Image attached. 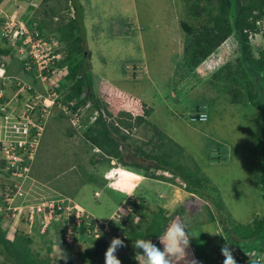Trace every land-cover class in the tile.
I'll list each match as a JSON object with an SVG mask.
<instances>
[{
	"label": "rangeland",
	"instance_id": "rangeland-1",
	"mask_svg": "<svg viewBox=\"0 0 264 264\" xmlns=\"http://www.w3.org/2000/svg\"><path fill=\"white\" fill-rule=\"evenodd\" d=\"M76 1L83 12L80 33L83 30L84 50L90 56L87 64L96 82L94 85L98 82L101 85L98 90L94 85L91 87L89 103H96L102 111L99 114L104 116L117 138L124 157L119 163L147 165L150 171L145 178L149 180L163 181L152 178L163 176L172 188L165 191L159 184L147 181L138 191L139 197L147 201L148 210L157 212L163 208L168 216L182 219L193 235L191 242L195 252L203 249L202 257L207 258L208 264L223 262L221 247L225 241L222 242L220 236L226 238L224 227L237 237L233 224L253 227L254 221L264 216V110L261 104L256 105L257 102L248 99L250 80L244 79L242 73L238 74L241 66L236 65L237 59H232L230 64L225 60V55L231 49H237L238 44H226L212 61L208 60L201 70L191 75L184 68V48L188 44L184 26L201 28L198 21L195 22L201 18L205 19L203 24L210 23V16H204L203 12V5L208 4V0ZM241 1L246 6L250 0ZM212 3L217 5V1ZM5 4L15 7L13 2L6 1ZM22 4L26 10L27 5ZM54 6L56 19H53V26L71 19L73 0H49L40 9L42 16L45 10ZM257 43H254L255 58L264 52V44ZM0 48H5L1 41ZM11 54V73L25 79L23 64L17 58L20 54L16 51ZM83 61L86 63L85 55ZM215 66L217 68L213 69ZM232 70L237 77L223 80L233 75ZM218 81L226 83L217 84ZM36 85L39 84L36 82ZM222 92H226V97L217 101ZM253 93L257 94L255 89ZM203 103L210 107L206 109L210 116L207 122L198 123L192 116L196 105ZM88 113L96 114L95 108ZM57 118L58 115L52 116L47 122L35 161L36 169H32L30 177L33 178L28 181L27 189H33L31 195L40 199L39 202L44 198L66 197L80 204L88 214L108 217L113 205L102 189L92 184L77 188L82 175L78 164H82L85 173L101 179L106 172L104 167L111 163L97 156L98 170L94 171L91 158L100 150L92 149L84 134H72L69 119ZM153 150L166 153L210 182L200 183L198 178L177 175L176 172L181 171L169 169L167 164L154 157ZM157 165L161 166L160 170H156ZM81 184L82 181L79 186ZM195 190H199L198 195ZM96 192L99 196L94 195ZM105 193L109 192L105 190ZM109 194L123 198L120 193ZM30 202L34 201L28 199L27 204ZM60 226L58 230L65 227L64 224ZM21 227L24 230L26 224ZM9 232V238L13 239L15 229L10 228ZM4 233L7 237L6 227ZM54 233L60 237L58 231ZM114 236H103L99 240L111 242ZM125 237V233L121 235L122 239ZM51 241L36 243L35 247L40 250V246H49ZM55 242L59 245V240ZM258 243L262 244L261 241ZM94 244L75 249L64 246L62 250L60 246L54 250L43 248L44 254L50 250L48 253L56 261L66 264L71 256L78 264L79 252ZM124 249H118L115 255ZM143 258L138 255L140 264Z\"/></svg>",
	"mask_w": 264,
	"mask_h": 264
},
{
	"label": "trees",
	"instance_id": "trees-1",
	"mask_svg": "<svg viewBox=\"0 0 264 264\" xmlns=\"http://www.w3.org/2000/svg\"><path fill=\"white\" fill-rule=\"evenodd\" d=\"M208 1V4L203 5V12L205 13L204 16L206 14L210 16V23L207 22V24H203L205 19L201 18L195 20V22L198 21L197 23L201 26V28L189 27L187 25L184 26V31L187 36L186 39L188 41V44L184 48V54L186 56V65L184 66V68H186V71L189 72H198L199 70H201V66L204 64V62L212 59V57H214L217 52L221 51L226 44H238V48L234 49V52L232 53L234 55V58L237 59L236 65L238 64L237 66H241V68H238V74L242 73L244 79L247 78L248 80H250V86L247 88L248 99L253 103L257 102L256 105L261 104L264 110V52H261L259 58H255L253 55L255 47L254 43H251L249 41V31L256 29L254 20L264 16V0H250L246 6H243L241 0ZM213 1H217V5L213 6ZM48 2L49 0L44 1V3L46 4ZM73 3L75 5L74 7L76 8V16L74 18H71L67 22H62L56 27L51 26V24L48 25L51 19L53 20L54 17H56L55 6L52 9L50 8L49 10L44 11L43 19L41 14L42 11L38 13L40 22H36V20L32 22L34 24L38 23V28L41 31L49 28L54 29L55 32L61 33L63 35V38L65 39V42L68 43L69 48L67 49V51L69 53V59L60 64L67 66L68 75L66 76L65 84L57 89L58 91L62 90L64 92L65 98L67 100L78 101V106L75 107L76 109L80 108L81 106H87L88 104L92 109L95 108L96 114H94V116L98 117H96L95 123L86 129V132H84L83 136L84 138H86V141L91 144V147H93L92 149L98 148L100 150L91 158V164H93L96 168H94L93 170L97 171V156H100L104 161H107V163H111L113 159L121 163L124 160V157L119 150L120 144L117 138L113 136V133L109 128L106 119L103 115L99 114V111L101 110L99 109V107H97L96 103H89L90 94L92 92L91 87H93L94 83L96 82L93 79L91 70H89L90 65L87 64V60L90 56L89 52H85L84 50V39L83 35L81 34L83 33V30L80 33V21L81 23H83L82 7H80L76 0H73ZM32 22L30 23L33 24ZM9 52V50H5L3 53L5 55H8ZM84 55L86 58V63L85 61L81 62V59ZM230 58H232L231 53L225 55V59L227 61H229ZM27 60L28 59L26 57H23L18 61L23 64V72L29 75L30 73L25 70ZM7 65L10 76L14 78L17 77V75H11L10 64ZM233 66L234 64L230 65V67ZM214 68L216 69L217 67L215 66L213 67V69ZM232 74L233 75L231 77H229V75L222 79L232 80L237 77L235 76L236 73L234 70H232ZM31 77H34V75ZM10 80V84L12 85V87L16 88V80L11 77ZM36 82L37 79L33 80V83L36 84ZM98 85H100V82L94 85V89H100L101 85ZM250 87L251 89H249ZM252 88L255 89V92L257 94L253 93ZM222 97H226V92H222V95L220 97H217V101H221ZM206 103H203L202 105H196L195 107L192 119L198 123L200 120V114L208 113L206 109H209L210 107L206 105ZM57 115V120L60 118H65L63 113L57 112ZM92 116H90L89 118H91ZM88 119L83 118L81 122L84 121V123L86 124L88 122ZM74 133L75 132L72 130V134ZM152 154H154V157L159 159L161 163L167 164L169 169H173L174 171H181V173L176 172V174L181 175L183 178H198V182L201 183V181H204L206 184L210 182L209 180L203 178L201 175L199 176L196 172L189 170L188 166L181 164L176 159L169 158L166 153L153 150ZM34 166L35 162L32 163L31 168L33 170L36 169L34 168ZM78 166L81 169L82 175L79 179V182L77 183V188H82L87 184H92L101 189L107 190L109 193H115L106 186L107 181H105L103 175L101 176V179H97L92 174L87 172L85 173L82 164H78ZM122 166L127 169L134 170V172L143 176H145L146 173L150 171V168L147 167V165L134 162L131 164L123 163ZM160 168L161 166L157 165L156 170H160ZM152 178L156 180H165L163 176H153ZM81 181L82 186H79ZM213 189L217 193V189L214 187ZM194 192L198 195L199 190H195ZM64 193L66 192L64 191ZM122 196L125 199L127 198L126 195ZM207 196L210 197V194ZM65 198L66 197L54 199L49 198L48 200L55 201L58 204H61ZM123 198H114L115 202L119 203V205H122L124 203L125 207H127L126 210H128L129 214L123 215V217L127 219L129 218L131 220L139 217L141 221L135 226H132L129 223H125V226H123V233L126 234V237L124 239H120L124 241V244L126 246L118 248L121 250L125 248V251L117 254L116 256L118 259H120L121 264H138L137 254L143 253V250L135 249L133 247L134 241L138 239H151L154 243L158 239V236L163 235L173 217L168 216L163 208H159L157 212H150L147 207L148 203L144 199L134 197L128 200H121ZM221 205H223V203ZM86 216H88V214H86ZM26 217L27 213L23 212L19 221L16 222L17 228L15 231L16 237L14 241L8 240L6 237V233H4V231L2 232V229L0 228V264H63L62 261H56L53 256H51L52 254L48 253L50 250H52L51 248H53V246H60V250H62V247L64 245L66 246L65 239L61 237L60 230H58V228L56 229V227L48 230V234L51 237L53 246L51 245V247L48 248L50 250H47V253L45 252L44 254L45 249L43 248V246L39 247L40 250L35 247L37 245L36 243H40V228L35 226L34 228L30 229ZM72 219L73 218H71L70 220ZM66 223L67 221L65 220L64 214H62L60 225H66ZM12 224L14 223L12 222ZM23 224H26V228L24 230L21 227ZM71 224L73 225L74 232H76L77 234H84L89 226L88 220L85 217L83 218L82 224H77L76 221L71 222ZM232 229L234 233H236L237 237L230 234L224 227L223 232L226 233V240L222 236H220V240L222 242L225 241L232 246L238 247L244 252L259 251L264 253V216L261 220L257 218L253 223V227L233 224ZM54 231L59 232V238L57 237L56 233H54ZM55 240H59V245L56 244ZM258 241H261L262 244L258 243ZM110 243V241L107 242V239L95 240V244L93 247L86 248L79 252L78 264H105V252L110 246ZM156 245L157 247L161 248V250H163L159 241L156 243ZM197 253L199 255L198 257L200 264L209 263L207 261V258L204 259V256L202 257V254L204 255L205 253L203 249H198ZM68 258V264H75L71 256H68ZM1 259H3V261H1ZM213 264H223V262Z\"/></svg>",
	"mask_w": 264,
	"mask_h": 264
},
{
	"label": "built area",
	"instance_id": "built-area-1",
	"mask_svg": "<svg viewBox=\"0 0 264 264\" xmlns=\"http://www.w3.org/2000/svg\"><path fill=\"white\" fill-rule=\"evenodd\" d=\"M7 1L18 3L23 0ZM25 1L32 9H37V0ZM2 4L3 1L0 0V40L5 42V48H0V84L5 85L9 80L7 64L12 59L13 54L11 53L16 51L20 54L17 57L18 60L23 57L28 59L25 70L34 75L36 79L42 80L40 83L46 90V95L39 92V95L36 96L35 86L22 85L20 91L23 98L26 99L25 104L19 108L18 115L6 116L3 124L0 125V228L3 231L4 227L7 230L14 228L16 231V222L19 221L23 212H26L29 228L39 226L43 239L45 242H49L48 230L56 224L57 216L61 217L60 214H64L67 221L65 225L67 226L65 234L67 246L73 247L77 242L90 245L101 234L114 233L109 220L104 221L96 218L91 220L89 216H86L84 209L67 198L61 204L45 198L39 202L40 199L31 195L34 192L33 189H27L32 163L37 157L43 136L42 116L48 112V108L58 104L66 113L71 114L74 125L81 120V111L71 113L69 105L63 102L65 94L59 93L57 89L61 87L67 75V66L60 65L65 61L67 55L61 51L58 37H48L47 34L41 33L36 28L29 29L27 22L19 17L18 11L7 13ZM254 22L256 29L249 31L251 43L264 38V16L257 18ZM5 50L10 51L8 55L3 53ZM18 84L23 83L18 82ZM2 96L3 90L0 89V98ZM33 113L34 117L32 118ZM96 117L98 116L93 115L86 124L82 121V131L86 132V129L95 123ZM106 165L111 166L110 164ZM109 166L104 167V171H107ZM28 199L34 202L27 204ZM126 208L123 203L119 209L121 214L116 216L121 224L124 222L123 215L129 214ZM84 217L88 220L87 231L84 234H77L74 232L71 222L76 221L77 224H82ZM71 218L73 219L70 220ZM128 220L132 225L138 221L137 218ZM121 233L122 231L118 230L116 234L121 235ZM231 250L239 264H264L263 252H244L236 246ZM193 251L191 248L189 255L196 259Z\"/></svg>",
	"mask_w": 264,
	"mask_h": 264
},
{
	"label": "clouds",
	"instance_id": "clouds-1",
	"mask_svg": "<svg viewBox=\"0 0 264 264\" xmlns=\"http://www.w3.org/2000/svg\"><path fill=\"white\" fill-rule=\"evenodd\" d=\"M2 1H3V4H2L3 8L7 11V13L18 11L19 17L23 18L27 22V26L29 29L36 28L41 33L47 34L49 36L58 37V39L60 40L61 51L67 55L65 61L69 59V53L67 51L69 46H68V43L65 42L63 35L59 32H55L54 29H49V28L41 31L38 28V23L34 24L32 22L34 20H36V22H40V19L38 17V13L40 12V9L42 8L45 0H42V1L37 0L38 1L37 9H32V7L29 6L25 0L18 2V3H15V7H13L12 5L7 6L5 4V2L7 0H1V2ZM9 2H12V1H9ZM22 3L27 5L26 10H23L24 5ZM74 8H71V13H73V15L71 14L72 16L69 15L71 18H74L76 16ZM43 18L44 17L42 16V19ZM54 19H56V18L54 17ZM57 20H59V18ZM30 22H32L33 24H31ZM49 24H51V26H53V20L52 19L48 23V25ZM54 27H56V26H54ZM0 41H1L2 45L4 46L5 45L4 40L1 39ZM65 61H63V62H65ZM206 62H204V64ZM8 74H9V72H7V76H8ZM24 74L26 75V77H25V79L23 78V80H21L17 77L14 78V77L10 76V74H9V76H8L9 80L6 81V84L5 85L0 84V89L3 90V96L0 98V125L3 124V121H4L6 116L18 115L20 113L19 108L21 107L22 104L23 105L25 104L26 99L23 98V95L20 91L22 85L25 84L27 86L31 85V86L36 87V84L33 83V80H36V78L31 77V76H33L32 74H29V75H27L26 73H24ZM67 75H68V69H67ZM66 76H65V79L62 82L61 86L63 84H65ZM10 77L16 80V82H15L16 88L12 87V85L10 84L11 83ZM18 82H21L23 84L20 85V84H18ZM45 91L46 90L43 88V85L40 84L39 92L46 95ZM58 92L64 93L62 90H60ZM68 92H69V90H68ZM14 97H15V99H17V101H15ZM1 102H5V103H1ZM63 102L65 104L69 105L71 113H76V112L81 111V113H82L81 120L83 118L88 119L90 116H92L91 114L88 113V111H90V109H91L89 104L87 106H81L80 108L76 109L75 107L78 106L77 100L69 101L65 98V100ZM57 112L63 113L65 116L64 119L70 120V122L72 124L71 130H73L75 133L84 134L85 131H82L81 125H80L81 120L78 124L74 125V123L71 119V114L66 113L60 106H58V104H55V105L49 107L48 112L42 116L44 131H43V136L41 138V144H42V140L44 137L47 122L49 121V119L52 118V116L57 115ZM207 115H208V117H207ZM209 116H210L209 113L201 114L199 117V119H200L199 121L202 123L207 122L209 120ZM41 144H40V147H41ZM39 150H40V148H39ZM39 150H38V152H39ZM37 156H38V154H37ZM36 159H37V157H36ZM36 159L34 160V162L36 161ZM31 172H32V169H31ZM31 172H30V174H31ZM139 175H138V173H136L130 169L124 168L119 163V161L113 159L111 161V167L103 174V176H104L103 178L105 179V181H107L106 186L109 189H111L113 192L118 191V192H122V193H127V195H126L127 198L125 200H128V199L135 197L132 193H133L134 189L137 187V182L141 179ZM31 178H33V177H30V179ZM102 190L104 191L103 192L104 194H106V195L108 194V193H105V189H102ZM99 194L100 193L96 192L94 195L99 196ZM140 197H137V198H140ZM194 197L197 198V195H194ZM67 199H70V198H67ZM140 199H144V198H140ZM73 203L80 206V204H78L76 202H73ZM122 205H118L114 209H112V211L110 212V215H108V217H100V216H97L95 214H88L85 211L91 220H93L95 218L99 219V220H104V221L109 220L112 224V229H113L112 232H114L113 234L103 233V234H101V236L99 238L95 239V240H99L103 236L110 237L112 235H115L114 238L112 239L111 243H110V246L108 247L107 251L105 252V264H121L120 259L117 258L115 253L117 252L118 248L126 246L124 244V241L120 238H121V235L124 234L123 233L124 232L123 226H125V223H129V220H128L129 218L127 219V218L123 217L124 222L122 224L120 222H118V220L116 219L117 218L116 216L118 214H121V211H119V209L121 208ZM80 207H82V206H80ZM60 215H61V217L57 216L56 224L54 225V227H56V229L58 226H60V220L62 218V214H60ZM136 218L138 219L136 224H138L141 220L139 217H136ZM129 224L132 225L131 223H129ZM136 224H134L132 226H135ZM37 227L40 228L39 226H37ZM66 227L67 226H65L63 230H60L61 237H63L64 239H65V234L67 231ZM16 228H17V224H16ZM118 230L122 231L121 235L116 234ZM10 233L11 232L8 231L7 239L14 241L15 237H16V232H15V236L13 239L9 238ZM48 236L50 237L49 234H48ZM192 237H193V235L190 232L189 225L187 223H185L182 219H178V218L174 217L171 220V222L168 224L163 235L158 236V239L154 243L151 239H138V240L134 241L133 247L135 249H142L143 250V254H137L139 256L144 257L143 264H200L197 252H195L196 249H195L193 243L191 242ZM95 240L92 243H94ZM50 241H51V237H50ZM158 241L160 242L161 246L163 245L162 246L163 250H161V248L157 247L156 243ZM42 242H45V240L43 239V236L41 234V229H40V243H42ZM51 245H52V241H51ZM51 245L43 246V247L44 248H50ZM83 245L84 244H80V242H77L76 245H74L73 247H70V246L68 247L67 244H66V246L64 245V247L67 249H75L76 247L83 246ZM232 247H234V246H232L231 244H229L227 242H225V244L221 247V253L225 258L223 261V264H239L237 258H235L233 255V252L231 250ZM55 248L56 247L53 246V248H51V249L54 250ZM191 248H192V250H194L193 252H194L196 259L190 258L189 251L191 250ZM1 261H3V259H1Z\"/></svg>",
	"mask_w": 264,
	"mask_h": 264
},
{
	"label": "crops",
	"instance_id": "crops-1",
	"mask_svg": "<svg viewBox=\"0 0 264 264\" xmlns=\"http://www.w3.org/2000/svg\"><path fill=\"white\" fill-rule=\"evenodd\" d=\"M258 44H264V38H260L259 40H258ZM226 47V46H225ZM224 47V48H225ZM234 52V50H232L231 49V51L229 52V53H231V56H232V58H230V60L229 61H227L226 59V61L230 64V62L232 63V59H234V55L232 54ZM218 53V52H217ZM226 53H228V52H226ZM216 55V54H215ZM215 57V56H214ZM210 61H212V59H210ZM189 72V71H188ZM189 73H191V75H193V74H195L194 72H189ZM11 75H13L12 73H11ZM189 78H187V80H188ZM196 81L197 82H200V80H198V79H196ZM210 83H211V81H210ZM224 84V83H226V82H219L218 81V83L217 84ZM199 84V83H198ZM213 84L214 85H216V82L214 83L213 82ZM209 87H210V85H209ZM214 97H216V96H214ZM212 98L213 99V101H216V99L215 98ZM140 176H142V180L139 182V184H137V187L134 189V191H133V195L135 196V197H139V195H138V191H139V189L142 187V185H143V183H145V182H147V181H151V182H155V183H157V184H159L161 187H164V190L165 191H167L168 190V187L169 188H172L173 186L170 184V183H168V182H166V181H155V180H149V179H146L145 178V176H143V175H140ZM175 191V190H174ZM178 191V190H177ZM116 193H120V194H122V195H124L122 192H118V191H115ZM126 194V193H125ZM108 195V199L111 201V205H113L112 207H111V211H112V209H114L115 207H116V202H115V200H114V197L113 196H111V195H109V194H107ZM176 195V194H175ZM178 197V196H177ZM140 198H142V197H140ZM110 205V206H111ZM143 262H144V258L142 259V263L141 264H143ZM138 264H140V261L138 262Z\"/></svg>",
	"mask_w": 264,
	"mask_h": 264
},
{
	"label": "bare ground",
	"instance_id": "bare-ground-1",
	"mask_svg": "<svg viewBox=\"0 0 264 264\" xmlns=\"http://www.w3.org/2000/svg\"><path fill=\"white\" fill-rule=\"evenodd\" d=\"M48 37H50V36H48ZM42 80L41 79H39V78H37V83L39 84L38 86L36 85V96H38L39 95V90H40V82H41ZM36 104V103H35ZM31 117L33 118L34 117V113L31 115ZM221 155H223V154H221ZM225 155V154H224ZM219 157V156H218ZM217 157V158H218ZM223 157V156H222ZM140 176V175H139ZM140 180L139 181H141L142 180V176H140Z\"/></svg>",
	"mask_w": 264,
	"mask_h": 264
}]
</instances>
